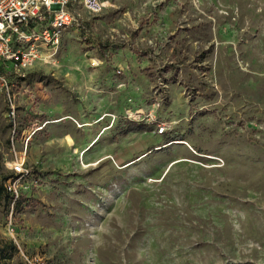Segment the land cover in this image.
<instances>
[{"label":"rangeland","instance_id":"rangeland-1","mask_svg":"<svg viewBox=\"0 0 264 264\" xmlns=\"http://www.w3.org/2000/svg\"><path fill=\"white\" fill-rule=\"evenodd\" d=\"M101 1L1 66L7 263L264 264V0Z\"/></svg>","mask_w":264,"mask_h":264},{"label":"built area","instance_id":"built-area-1","mask_svg":"<svg viewBox=\"0 0 264 264\" xmlns=\"http://www.w3.org/2000/svg\"><path fill=\"white\" fill-rule=\"evenodd\" d=\"M80 3L96 15L105 8L101 0H0V81L8 90L12 117L16 114L14 95L1 66L11 63L21 77L38 60L55 58L66 31L80 26L81 14L74 8ZM12 168L21 176L30 172L24 158H18Z\"/></svg>","mask_w":264,"mask_h":264},{"label":"trees","instance_id":"trees-1","mask_svg":"<svg viewBox=\"0 0 264 264\" xmlns=\"http://www.w3.org/2000/svg\"><path fill=\"white\" fill-rule=\"evenodd\" d=\"M127 124L129 126L128 130H125V132L128 131H139L146 128V124L143 122H136L132 120H127ZM172 140H168L166 144H169ZM14 178L12 174H2L1 180H0V202L5 199L7 203L12 201L14 199L13 193L9 190L8 185L6 184L8 180ZM15 201V199H14ZM23 200L21 198L17 199L15 201V208L18 211L20 207L22 206ZM18 251L17 246L14 244L13 241L7 242L0 246V264H8L7 261L12 259L15 252Z\"/></svg>","mask_w":264,"mask_h":264},{"label":"bare ground","instance_id":"bare-ground-1","mask_svg":"<svg viewBox=\"0 0 264 264\" xmlns=\"http://www.w3.org/2000/svg\"><path fill=\"white\" fill-rule=\"evenodd\" d=\"M177 142H178V143H185V142L182 141V140H178ZM85 151H86V150L83 151V155L85 154Z\"/></svg>","mask_w":264,"mask_h":264},{"label":"water","instance_id":"water-1","mask_svg":"<svg viewBox=\"0 0 264 264\" xmlns=\"http://www.w3.org/2000/svg\"><path fill=\"white\" fill-rule=\"evenodd\" d=\"M54 9H59V6H54Z\"/></svg>","mask_w":264,"mask_h":264},{"label":"crops","instance_id":"crops-1","mask_svg":"<svg viewBox=\"0 0 264 264\" xmlns=\"http://www.w3.org/2000/svg\"><path fill=\"white\" fill-rule=\"evenodd\" d=\"M74 86V85H73Z\"/></svg>","mask_w":264,"mask_h":264}]
</instances>
